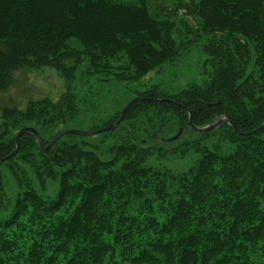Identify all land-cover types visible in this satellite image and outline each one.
Here are the masks:
<instances>
[{"label": "trees", "instance_id": "trees-1", "mask_svg": "<svg viewBox=\"0 0 264 264\" xmlns=\"http://www.w3.org/2000/svg\"><path fill=\"white\" fill-rule=\"evenodd\" d=\"M155 2L0 0V92L20 70L51 68L67 81L57 101L1 108V158L15 150L21 129H37L46 146L80 116L72 86L80 75L82 88L96 78L140 86L102 127L141 97L108 159L81 136H64L46 154L26 134L18 154L0 162V213H7L0 215V264H264V130L192 127L224 116L244 133L264 125V0H175L171 11ZM187 16L197 27L186 26ZM198 46L206 57L201 84L173 96L143 88L147 75ZM162 97L171 102H148ZM184 133L192 137L186 143ZM216 134L230 153L203 145ZM190 150L201 157L186 172L150 164L155 152L161 159ZM16 160L35 169L40 189L58 181L55 196L44 197ZM3 166L20 189L12 206Z\"/></svg>", "mask_w": 264, "mask_h": 264}, {"label": "rangeland", "instance_id": "rangeland-1", "mask_svg": "<svg viewBox=\"0 0 264 264\" xmlns=\"http://www.w3.org/2000/svg\"><path fill=\"white\" fill-rule=\"evenodd\" d=\"M160 1L161 0H156L155 5L159 4ZM162 1L165 2L169 11L174 9L173 5L175 0ZM178 13V15L185 17L183 9L179 10ZM185 23L186 26L190 25L192 27H197L196 21L191 17L187 16ZM185 23L184 25L181 24L183 31L187 29ZM205 58L202 48L200 46L194 47L175 64L173 63L166 66L160 72H152L147 75L144 80H142L143 88H145V85H147L148 88L158 86L161 92L173 96L180 90L187 88L191 83L201 84L205 80V76L202 73ZM80 77L79 80L77 79L78 81L73 82L72 86L79 97L80 106H82L81 114L65 126L64 130L93 132L99 130H94L95 127H101L100 129L104 128L102 127L104 121L108 120L124 103L132 98L134 93H130L129 89L138 88L140 90V86L137 83L120 84L114 81L104 82L97 78V81L94 80L82 88L81 82L84 78L80 79ZM15 78L16 83L9 91L0 92V116L1 108L16 105L23 109L30 99L49 96L57 101L65 92V87L67 86L66 79L64 80L60 73L51 68H45L39 71L20 70L15 74ZM77 87L78 90L76 89ZM85 88H89L87 91L91 92V95H85ZM117 129L112 132L83 138H86L93 145L92 149H95L103 159H108L111 157V147L116 144L120 137L125 135L122 130L117 132ZM182 137L185 143L192 138L189 133H184ZM176 142V145H180L179 143L182 141L178 139ZM202 143L211 150H213L215 146L218 147L221 154H228L233 148L220 136V134H216L212 137L210 136L202 141ZM165 147L170 148L168 145L164 146V149ZM161 154L160 152H155V158L150 161V164L158 168H168L177 174L188 171L201 157L200 153H197L196 150H190L183 157L170 154L166 156L167 158L159 159ZM14 164L15 166L18 165V167H23L25 169L28 179L34 182V185H37V188L44 197L53 198L55 196L58 190V181L55 182L48 179L45 183L44 190H42L40 189L39 182L35 178L36 174L33 167L21 161L18 162V160H16ZM1 172L4 175V187L7 200L12 206L20 190L18 181L7 166H3ZM2 214L4 215L7 213H0V215Z\"/></svg>", "mask_w": 264, "mask_h": 264}, {"label": "water", "instance_id": "water-1", "mask_svg": "<svg viewBox=\"0 0 264 264\" xmlns=\"http://www.w3.org/2000/svg\"><path fill=\"white\" fill-rule=\"evenodd\" d=\"M140 100H141V97H136V98L132 99L124 107V109L122 110L119 119L114 124H112L110 126L104 127L102 129H99V130L93 131V132H84V131H79V130H62L46 146L44 145L43 139H42V137H41V135H40V133L38 132L37 129H35L34 127H25L23 129H21L18 132L17 136H16V139H15L16 140L15 150L9 156H7L5 158H1L0 157V162L5 163V162L9 161L10 159L14 158L18 154V152L20 150V139L26 134H32L36 138L37 143L39 144V148H40L41 152L47 154V153L51 152L53 150V148L58 144V142L66 135H76V136H81V137H89V136H95V135H98V134H103V133L115 131L119 127V125L123 122L127 111L134 104L138 103ZM148 102H151V103H164V102L170 103L171 100H168V99H165V98L162 97V98H158V99L148 100ZM226 124L231 126L240 135H251V134H255L257 132H261V131L264 130V125H263L262 127H259L258 129L254 130L252 132L244 133L238 127H236L234 125V123L228 119L227 116H224L223 118H221L216 123H214L213 125H210V126H206V127H203V128H198V127H195V126H192V127H193V129L195 131H197L199 133H208V132H211V131L219 129V128L223 127ZM181 133H182V131H180L179 134L173 138V140H177L180 137Z\"/></svg>", "mask_w": 264, "mask_h": 264}]
</instances>
